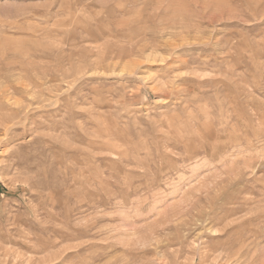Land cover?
I'll return each mask as SVG.
<instances>
[{
    "label": "rangeland",
    "instance_id": "rangeland-1",
    "mask_svg": "<svg viewBox=\"0 0 264 264\" xmlns=\"http://www.w3.org/2000/svg\"><path fill=\"white\" fill-rule=\"evenodd\" d=\"M0 264H264V0H0Z\"/></svg>",
    "mask_w": 264,
    "mask_h": 264
},
{
    "label": "bare ground",
    "instance_id": "bare-ground-1",
    "mask_svg": "<svg viewBox=\"0 0 264 264\" xmlns=\"http://www.w3.org/2000/svg\"><path fill=\"white\" fill-rule=\"evenodd\" d=\"M4 86H5V84H4ZM4 89V88H3ZM5 90V89H4ZM9 103V102H8Z\"/></svg>",
    "mask_w": 264,
    "mask_h": 264
}]
</instances>
